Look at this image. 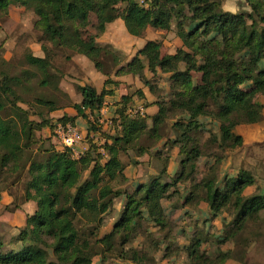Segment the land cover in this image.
I'll list each match as a JSON object with an SVG mask.
<instances>
[{"label":"trees","instance_id":"16d2710c","mask_svg":"<svg viewBox=\"0 0 264 264\" xmlns=\"http://www.w3.org/2000/svg\"><path fill=\"white\" fill-rule=\"evenodd\" d=\"M144 1L142 5L139 0H0V24L10 19L12 8L23 9L22 19L39 34L37 43L43 53L26 52L22 67L16 69L5 58L0 65V183L4 184L0 201L2 192L22 184L21 197L18 202L14 198L9 210L21 209L29 202L36 204L35 213L26 216V224L14 240L22 247L0 252V264H94L98 256L104 259L117 253L134 264H156L145 252L128 246L149 222L161 230L168 226L163 202L180 196L177 185L183 180L193 184L183 205L206 204L210 214L206 221H215L229 206L235 210L230 229L219 238L222 245L232 242L249 221L262 220L264 190L245 195V190L256 183L251 172L241 170L220 188L214 165L208 181L193 182L198 171L195 163L205 150L217 149L224 154L227 149L243 147L244 139L236 129L264 120V104L258 98L264 96V0H246L251 11L237 13L224 10L223 0ZM92 15L101 35H107L122 21L133 37L143 38L149 29L175 32L182 45L175 53L163 55L162 42L150 39L124 62L118 51L111 53L108 43L83 37ZM1 38L0 52L12 39L8 34ZM54 48L88 58L106 75L102 87L78 85L79 101L72 105L36 96L34 84L48 87L60 80L51 72ZM104 58H111L116 68L113 75L104 72ZM27 64L42 70L45 79L25 69L23 65ZM146 68L154 75L158 71L170 74L169 99L148 101L144 90L129 91L121 97L115 134H107L99 121L100 112L105 98L124 84L117 78L139 79L156 93ZM135 99L143 101L145 108L157 105L154 115L145 111L151 126L145 117L127 113ZM66 107L73 108L77 116L63 115L53 122L52 114ZM178 114L185 120L175 119L176 137L171 141L179 146L183 157L181 172L173 178L168 175L169 158L161 161L159 148L155 160L163 162V167L158 168V175L132 187L133 182L125 175L127 166H137L140 163L136 158L161 144L166 121ZM78 117L88 123L89 147L79 158L61 142H53L55 123L75 125ZM200 117L211 119L219 127V132H209L204 142L201 137L207 132ZM46 128L52 131L50 138L44 135ZM222 158L218 156L217 163ZM114 183L127 187L116 190ZM120 198L126 200L120 218L111 232L101 235L105 215ZM201 234L198 229L188 247H178L190 264H225L233 258V250H219L215 258H210L202 251ZM254 234L260 239L258 233ZM0 245L4 249L2 242ZM155 246L158 248V244ZM246 254V250L241 254L242 264H247Z\"/></svg>","mask_w":264,"mask_h":264},{"label":"rangeland","instance_id":"374dc122","mask_svg":"<svg viewBox=\"0 0 264 264\" xmlns=\"http://www.w3.org/2000/svg\"><path fill=\"white\" fill-rule=\"evenodd\" d=\"M222 7L224 8V10L233 13L251 11L250 7L246 3V0H223ZM16 14L17 16H14V18H12L10 21H6L5 23L1 24V26L4 27V34L10 35L12 39L0 52V65H2V58H5L7 61H11V63L14 64L13 67L15 69L22 67L21 60L26 52H32L35 55L40 56H42L43 54L41 51V44L37 43L39 34L34 29H32V27L28 25L23 19H21V14H19L18 12H16ZM95 27L96 18L94 15H92L90 18V25L87 29L84 30L83 37L86 39L95 40L97 42L108 43L112 47L111 50H113L111 51V53H115L116 51H118L119 58H121L124 62L130 59L131 56L135 55L138 51V48L140 46L142 48L145 45L146 41L150 39H157L162 42L161 52L163 55L175 53V51L182 45L181 40L177 37L175 32L168 33L162 30L149 29L143 38L133 37L128 34L126 27L122 21H119L118 23L113 25L110 33L107 35H101ZM189 29H191V27ZM3 36L4 35H2V37ZM1 39L2 38L0 37V43L2 41ZM48 46L52 48L51 44H48ZM51 53L53 55V69L51 68V72L53 74H56L60 80L57 85L48 87H41L34 84L36 87L34 89V93L36 96L46 97L62 105H72L75 94L79 99V93L77 91L78 85L85 86L92 84L96 85L98 88H101V84L106 78V75H104L103 72L98 71L95 68L94 64L90 62L88 58L81 55H76L69 51H59L56 50V48L52 49ZM124 54L127 56H125ZM69 56L70 59L67 58ZM143 61L145 62V64H147L145 58H143ZM102 62L104 66V72H110V74L113 75L116 68L113 67L111 58H104ZM23 67L33 73H36L41 80L45 79L44 73L38 67L28 64L23 65ZM7 68H9V64L7 65ZM180 69L183 70L184 66L182 65ZM145 74L147 78L151 80L152 85L155 87L156 93L150 92V89L146 87L139 79L137 81L133 78H127L126 83L130 85V93H135L137 89H141L148 94V99L150 101H154L156 99H169L170 81L168 77H170V74H164L158 71V73L154 75L147 68ZM15 75H17V73ZM64 79L65 81L62 83ZM62 84L65 88H67L66 92L68 94L74 95H67V93L60 88L58 90L57 86L60 87ZM258 98L259 100H263L264 96L259 95ZM135 105L136 103L133 102L129 105V107H133ZM58 115L60 114L53 115V122L57 121ZM145 118L147 120V118L150 117ZM179 118L185 120V117L183 115L178 114L166 121V124L164 126V140L170 138L171 136L170 130L172 127L173 119ZM149 124H151V121L149 122ZM85 125H88L87 121ZM208 125L211 126L204 127L205 131L207 132V137L206 134L205 137H201V140L203 139L202 142L205 141L204 139H207L209 137V132H219V127L216 126V124L213 125L208 123ZM262 129L264 132V127L260 128L261 133ZM166 134H168L167 137ZM54 138L57 139L55 136ZM246 138L254 142V144L245 147L243 146L240 149L236 150L227 149L224 154L217 149H214V151L207 149L204 151V153L207 156L210 155L208 157L212 156L213 158H217L218 156L221 157L223 155L222 159L225 160L224 164L222 165V162H216L214 164L217 169V186L220 188L224 187V184L226 183L225 178L228 177L230 180L231 177L234 178L235 175L239 174L241 170H247L251 172L256 178V183L254 186L248 187L245 190V195H252L260 193L264 190V137L261 140H258L256 134H246ZM162 143L164 144V142L162 141L161 146H158L157 148H160V159L164 162L167 160V158H169V153L171 150L170 148L168 149L167 146H162ZM148 155L150 157L149 158L147 156L146 159L147 161L149 160L147 162L148 164L146 163L148 167H151L152 164L155 167L158 165L159 169L163 167V162H161V164H157V162H155L156 160L153 158V155H155L154 151L152 152V154H150L149 152ZM152 158L153 160H151ZM211 160V158L199 160L200 164L196 174V181L193 182L194 184L203 180H209L211 175L209 173L210 168L208 169V167L214 163ZM152 161H154V163H152ZM159 169L157 171H159ZM190 171L191 167L188 165L187 172L189 173ZM180 172L181 170L179 171V173ZM179 173L174 177L179 175ZM163 181L165 182L166 178L163 179ZM9 183L11 182L8 181L7 184ZM130 185L132 187H136L138 183ZM192 185L193 184L189 180H183L178 183L177 190H179L180 188V191H191ZM3 186L4 184L0 183V188ZM16 187L17 188L8 191V194L13 199L12 204L8 206L9 208L13 206L14 198L18 202L19 197H21L23 186L22 184H19ZM114 187L116 188V190H124V188H126L127 186L126 184L122 185L114 183ZM179 199V197H176L175 200L170 201V203L168 201L163 202V206L165 203L164 208L165 219L168 224L167 227L161 230L160 226H157L155 223L149 222L146 225L145 230L140 231L137 234V237H135L132 244L128 246V248L133 247L138 251L145 252L149 258H153L155 260L156 264H190L186 260V253H181V251L178 250V247H188L191 243L194 233L198 229H200L202 233L201 239L203 241L202 251H205L210 258H215L219 254V250H233V258L225 262V264H242L240 261L241 254L246 250L247 254L245 257V262L247 264H264V213L260 216L262 217V220L260 222L255 223L249 221L246 228L242 230L232 242L229 241L228 243L222 245L221 243H219V238L228 232L236 215L233 207L229 206L228 208H225L222 214L219 215V217L215 221L210 222L205 220L210 217L209 210L207 211V216H201L199 219L197 217L196 219H193L192 217L189 218V211L185 214H183L182 212L177 213L175 211H171L172 207H179V205L181 204V202H179ZM125 201L126 200L123 198L115 200L113 208L105 215V224L101 229V235L111 232L115 223L120 218L121 212L124 209ZM0 205V213L5 212L6 210L7 212L12 211L9 210L8 207V209H5L2 204ZM202 206L204 207V210L208 208L206 204H202ZM143 210L146 211V209ZM186 217L187 219H184ZM18 229L19 228H13L9 225L4 228V224L0 226V242H2L3 245L5 242L9 244L6 245V247L4 246V249L0 248V252L6 253L11 250L17 251L22 247L21 243H16L14 241L17 237L14 235H19L20 233ZM14 232L15 234H13ZM186 232L188 235L182 236V233ZM254 233H258V235H260V239H256L255 236H253L255 235ZM155 244H158V248L155 246ZM171 245H173L171 250L166 251V249H168V247ZM166 254L169 255V257H166ZM94 264L134 263L122 260L121 258H119V255L117 253L112 255L107 254L104 259L102 258V256H98L96 257ZM144 264H152V262H146Z\"/></svg>","mask_w":264,"mask_h":264},{"label":"crops","instance_id":"0c3cea01","mask_svg":"<svg viewBox=\"0 0 264 264\" xmlns=\"http://www.w3.org/2000/svg\"><path fill=\"white\" fill-rule=\"evenodd\" d=\"M16 12L21 14V19H22V15H23V12H24L23 9L12 8L11 11H10V19L8 21H10L12 18H14V16H17ZM116 26H119V25H116ZM0 27H2L1 24H0ZM2 28H3V30L0 31V37H1V35H5L4 34V27H2ZM111 28H113V27H111ZM110 31H111V29H110ZM110 31H109V33H110ZM9 41H11V39ZM101 43H105V42H101ZM5 45H4V47H5ZM140 49H141V46L138 48V50H140ZM65 79L62 81V83L65 81ZM105 80H106V78L104 79L103 82L101 80V82H102L101 87L104 84ZM116 80L117 81H122V82H124V84H121V86L114 92L113 95H109V96H107L105 98V104L106 105L102 108V110L100 112V119H99V121L101 122V126L103 127V131H106V133L110 134V135H114L115 134V129H111L109 127L108 123H109L110 120H113L114 118L117 117V111H118V109H120L122 107V105H121V97L123 95H126L130 91V88L128 87L129 85H128V83H126L127 77L121 78V79L117 78ZM94 86H96V85H94ZM59 88L63 89L66 92L67 88H65L63 84ZM67 95H74V94H68L67 93ZM74 96L75 97L73 98V102L77 103L79 99L76 96V94ZM146 96L148 97V94H146ZM75 100H76V102H75ZM148 101H150V100L148 99ZM259 101L264 104V99L263 100L260 99ZM135 103H136V106H140L141 108H143L144 111H146V113L148 115H154L155 113L158 112L157 105H153V106H151L149 108H145L144 105H143V101H140V100H137V99H135ZM54 114H60V115H58L57 118L62 117L63 115H67L70 118H74V117L77 116V112L71 107H66V108H64V110L58 111V112H56ZM54 114H52V117H53ZM147 121H148L147 122L148 125L151 126V124H149V122L151 120L150 121L147 120ZM175 121H176L175 119H173V121H172L173 123H172V127H171V130H170L171 133L169 132L170 135H171L170 138L163 140L164 144L162 143V146H167L168 149L170 148V150H171L170 153H169L168 175L170 177H172V178L176 174H178L179 171L182 168L181 167L182 157L179 154V146L174 145L172 143V141H171L172 139H174L176 137V134L174 133V130H173V125H174ZM199 122L202 124L203 127H210L211 125H208V123L209 124H213V125L216 124L211 119L206 118V117H200L199 118ZM85 124H86V120L83 119L82 117H78L75 120V125L78 128H80V130L82 132V135H83V138H84L83 143H82L81 146L82 147H86V150H88V148H89L88 147V142L86 141L87 140L86 137L88 135V125H85ZM216 126H218V124H216ZM261 127H264V120L262 122L258 123V124L241 125V126H239L236 129L237 133L240 134L243 137V139H244V147L254 144V142H252V141H250L249 139L246 138V134H256L258 140H261L264 137L263 129H262V133L260 131ZM215 133H217V132H215ZM44 135H45V137L50 138L51 135H52V131L49 128H46L44 130ZM167 136H168V134H166V137ZM206 137H207V134H206ZM98 139H99V137L96 138V140H98ZM53 142H54V144H57V142L60 143V141L55 139V138H53ZM159 146H161V144H159ZM240 148H236V149H240ZM158 149L159 148H157V147L152 149L150 151V154H152L153 151L156 153V151ZM236 149H234V150H236ZM147 156L149 157V155L146 154L145 156H143L141 158H136L135 160L140 163L137 166H134V165L127 166V168L125 170V175H126L127 178H129L133 182V184L134 183H139L141 181H145V179L147 177H149V176L152 177V176H157L158 175V171H157L158 165L156 166L157 168L153 164L151 165V167H148L146 165ZM208 156H210V155H208ZM208 156L205 155V153H203V155L201 156V158L199 160L211 158L212 159L211 161H213L214 163L213 164L211 163L212 165L208 167V169H209L210 167H212L217 162V159L213 158L212 156L211 157H208ZM153 158L155 159V155H153ZM153 158L151 160H153ZM155 162H157V164H159L160 160H156ZM221 162H222V165H223L225 160L222 159L221 161H219V163H221ZM152 163H154V161H152ZM199 164H200V161H197L195 163V166H197V168H198ZM133 168H134V170H133ZM237 175H235L234 178L231 177L230 181L235 179L237 177ZM225 181L226 182L229 181V178L228 177L225 178ZM225 181H224V183H225ZM8 193H9L8 191H4V192L1 193V197L2 198H1L0 204H2L5 207V209L8 206H10V204H12V201H13L12 197ZM179 193H180V196H179V198H180L179 200L180 201L179 202H181V204L179 205L178 208L177 207H172L171 211H175L177 213H181L182 212L183 214H185V213H187L189 211L188 213L190 215L188 217L189 218L192 217L193 219H196V217L199 219L201 216H207L208 215V212H207L208 208L207 207H206L207 209L204 210L203 206L192 207L191 205H189V206H184L183 205L184 201L190 195V191H188V190L187 191L186 190L180 191V188H179ZM168 202L170 203V201H168ZM0 207H1V205H0ZM164 207H165V203H164ZM179 210H181V211H179ZM35 211H36V204L34 202H29V203L24 204L21 209H14V210L8 211V212L6 210L5 212H1L0 213V226L4 224V228H6L7 225L12 226L13 228H21V227L25 226V224H26V216L27 215H33L35 213ZM184 219H187V217L184 218ZM207 219H209V217ZM13 234H15V232ZM183 235L187 236L188 234L186 232L185 234L182 233V236ZM14 236H17V234L14 235ZM6 245H9V244H7L5 242L4 246L6 247Z\"/></svg>","mask_w":264,"mask_h":264},{"label":"built area","instance_id":"2783aa9c","mask_svg":"<svg viewBox=\"0 0 264 264\" xmlns=\"http://www.w3.org/2000/svg\"><path fill=\"white\" fill-rule=\"evenodd\" d=\"M139 2L142 5L145 3L144 0H139ZM105 105L106 104L104 103V106ZM127 113L131 117H135V116H141L143 118L145 117L144 109L136 105L133 107H129ZM116 119H118V116L114 118L113 120L109 121L108 124L111 129H114L113 128L114 120ZM54 134L63 146L71 150V152L73 153L75 157L79 158L85 152L86 147L81 146L84 138H83L80 128H78L76 125H73L71 123H66V124L55 123Z\"/></svg>","mask_w":264,"mask_h":264}]
</instances>
